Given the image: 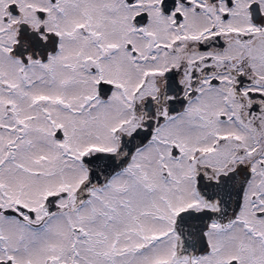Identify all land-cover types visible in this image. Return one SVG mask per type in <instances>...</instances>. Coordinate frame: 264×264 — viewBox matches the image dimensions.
<instances>
[{
    "label": "snow or ice",
    "instance_id": "1",
    "mask_svg": "<svg viewBox=\"0 0 264 264\" xmlns=\"http://www.w3.org/2000/svg\"><path fill=\"white\" fill-rule=\"evenodd\" d=\"M0 264H264V0H0Z\"/></svg>",
    "mask_w": 264,
    "mask_h": 264
}]
</instances>
